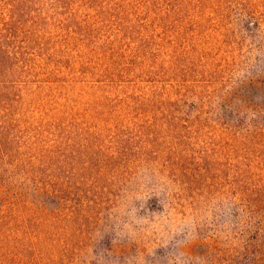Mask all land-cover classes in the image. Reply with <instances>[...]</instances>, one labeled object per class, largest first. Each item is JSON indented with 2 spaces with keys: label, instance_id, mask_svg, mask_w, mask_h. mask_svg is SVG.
<instances>
[{
  "label": "rangeland",
  "instance_id": "374dc122",
  "mask_svg": "<svg viewBox=\"0 0 264 264\" xmlns=\"http://www.w3.org/2000/svg\"><path fill=\"white\" fill-rule=\"evenodd\" d=\"M30 4L12 117L48 149L1 162L0 225L44 232L7 263L264 264V0Z\"/></svg>",
  "mask_w": 264,
  "mask_h": 264
},
{
  "label": "trees",
  "instance_id": "16d2710c",
  "mask_svg": "<svg viewBox=\"0 0 264 264\" xmlns=\"http://www.w3.org/2000/svg\"><path fill=\"white\" fill-rule=\"evenodd\" d=\"M31 1L3 0L4 12L0 17V165L3 161L18 163L25 165L24 170L32 168L36 162L44 164L45 151L48 149L45 145L40 144L38 137L34 135L29 136L32 144L21 141L14 128L16 119L12 117L13 103L17 101L16 97L18 96L14 90L20 86L19 83L25 82V72L27 71L26 64H23V62L26 63L24 44L19 41L14 42L13 39L16 38L18 31L20 32L23 23L27 21L35 23L33 19L36 18L32 14L33 11L29 9ZM21 29L24 32L28 26H23ZM23 144L25 146H22ZM20 149L25 151H20ZM37 172L40 176V167ZM43 183L53 186V183L48 180ZM70 212L63 213L65 217L59 220L62 223L61 228L68 226L73 209ZM34 227L30 228L26 222H22L15 228H4L0 225V244H2L0 246V264H12L11 262L7 263L9 255L15 254L18 255V258L20 255H25L24 243L29 241L35 245L40 241L36 238L40 239L39 232L44 231L40 230L38 222ZM47 228L50 229V226ZM44 234L46 235V233ZM19 261L20 258L18 263Z\"/></svg>",
  "mask_w": 264,
  "mask_h": 264
}]
</instances>
